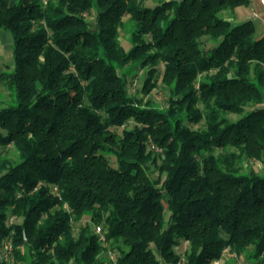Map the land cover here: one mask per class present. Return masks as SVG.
Listing matches in <instances>:
<instances>
[{
  "label": "trees",
  "instance_id": "obj_1",
  "mask_svg": "<svg viewBox=\"0 0 264 264\" xmlns=\"http://www.w3.org/2000/svg\"><path fill=\"white\" fill-rule=\"evenodd\" d=\"M249 4L0 0L8 264H109V250L112 264H216L225 251L264 264V172L243 165L264 162V35L234 20ZM159 82L164 107L146 98Z\"/></svg>",
  "mask_w": 264,
  "mask_h": 264
},
{
  "label": "rangeland",
  "instance_id": "obj_2",
  "mask_svg": "<svg viewBox=\"0 0 264 264\" xmlns=\"http://www.w3.org/2000/svg\"><path fill=\"white\" fill-rule=\"evenodd\" d=\"M225 12H223L221 15L224 16ZM123 33V32H121ZM127 34H122V43L127 47L128 43L126 40ZM12 45H13V39H12V35L9 31L6 30H0V46H5V48L9 47L10 51H6L5 54V58L4 60L2 59L1 55H0V72L4 71V70H9L12 67V63H13V56H12ZM160 71H162V65L160 67ZM144 75H143V70H139L135 75L133 76H128L129 78V87L130 90L133 92L135 89H138L142 83V79H143ZM167 91L161 86L160 82L158 83V86L151 92V94L149 96H147L146 98L151 99L153 104L155 106L158 107H164L166 106V100H167ZM11 100V93L10 91L3 85V83L0 81V105H5L7 102H9ZM229 117L231 119H235L237 117V115L235 114H229ZM132 123H128V125H131ZM193 128H197V127H202V124H197V125H192ZM116 132L120 133L121 128H117L115 129ZM7 151V154L9 156V158L12 161H16L17 160V153L14 150V148L9 147ZM110 162L112 165H115V161L113 157H110ZM243 165L247 168V169H254L256 171L259 172H264V162L260 163L257 161H247L244 162ZM167 217V215H166ZM14 221V220H13ZM107 244V243H106ZM108 246V245H107ZM185 248V244H182L179 247V250L182 252ZM109 261L112 264L113 260L116 257V252H114L113 250H109ZM228 252H224V256L222 260L227 261V259L230 258V260L232 259ZM111 259V260H110ZM222 260L220 263H222ZM21 264H28V261H24ZM233 264H251L250 261L244 256H234L233 257Z\"/></svg>",
  "mask_w": 264,
  "mask_h": 264
},
{
  "label": "crops",
  "instance_id": "obj_3",
  "mask_svg": "<svg viewBox=\"0 0 264 264\" xmlns=\"http://www.w3.org/2000/svg\"><path fill=\"white\" fill-rule=\"evenodd\" d=\"M234 20L236 22L252 20L256 28L257 36L261 37L264 35V8L261 6L260 0H250L249 6L236 8L234 12ZM6 51H10V48L0 46V55L3 60Z\"/></svg>",
  "mask_w": 264,
  "mask_h": 264
},
{
  "label": "built area",
  "instance_id": "obj_4",
  "mask_svg": "<svg viewBox=\"0 0 264 264\" xmlns=\"http://www.w3.org/2000/svg\"><path fill=\"white\" fill-rule=\"evenodd\" d=\"M260 4L264 8V0H260ZM94 229H95V233L99 235V239L104 242L105 232H104L103 226L101 224H95ZM12 253H13V245L10 242V240L1 242L0 243V264L11 263L13 261ZM182 262L183 260L177 264H183ZM216 264H219V263H216Z\"/></svg>",
  "mask_w": 264,
  "mask_h": 264
}]
</instances>
